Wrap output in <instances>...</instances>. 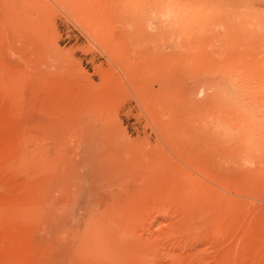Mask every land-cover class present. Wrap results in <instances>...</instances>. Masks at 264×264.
I'll list each match as a JSON object with an SVG mask.
<instances>
[{
	"label": "rangeland",
	"instance_id": "rangeland-1",
	"mask_svg": "<svg viewBox=\"0 0 264 264\" xmlns=\"http://www.w3.org/2000/svg\"><path fill=\"white\" fill-rule=\"evenodd\" d=\"M0 264H264V0H0Z\"/></svg>",
	"mask_w": 264,
	"mask_h": 264
},
{
	"label": "bare ground",
	"instance_id": "bare-ground-1",
	"mask_svg": "<svg viewBox=\"0 0 264 264\" xmlns=\"http://www.w3.org/2000/svg\"><path fill=\"white\" fill-rule=\"evenodd\" d=\"M196 236H197V235H196ZM196 236H195V237H196ZM229 255H230V254H228V257H229Z\"/></svg>",
	"mask_w": 264,
	"mask_h": 264
}]
</instances>
